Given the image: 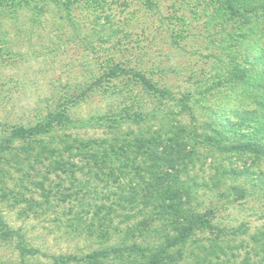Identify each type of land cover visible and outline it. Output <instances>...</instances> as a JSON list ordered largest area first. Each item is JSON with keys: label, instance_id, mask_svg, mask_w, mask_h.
Returning <instances> with one entry per match:
<instances>
[{"label": "rangeland", "instance_id": "obj_1", "mask_svg": "<svg viewBox=\"0 0 264 264\" xmlns=\"http://www.w3.org/2000/svg\"><path fill=\"white\" fill-rule=\"evenodd\" d=\"M13 1L0 0V217L10 233L0 236V264H54L52 255L85 256L103 246L101 238L80 228L79 195L72 196L73 203L59 200L67 196L70 176L54 168L48 147L53 135H105L98 119L118 108L122 97L106 92L107 84L117 83L137 95L138 100H128L127 105L142 110L154 106L151 96L138 94L139 84L125 83L116 73L146 72L171 91L160 104L176 113L180 96L192 93L195 101L202 89L212 100L209 112L195 110L201 123L212 119L229 135L240 130L242 141L264 143V109L250 98L252 92L264 93V55L256 29L246 26L242 16L228 19L220 10L223 1L217 2V9L211 0ZM245 32L247 37L242 36ZM63 108L71 123L58 121L55 111ZM51 117V133H14ZM180 117L186 124L191 121L186 112ZM116 126L135 129L125 122ZM203 155L214 162L226 159L219 152ZM240 156L233 161L242 174L225 179L227 185L220 191L226 193L219 196L215 190L200 194V199L218 207L220 225L230 228L246 222L252 232L264 226V177L253 186L256 178L246 176L243 168L253 164L255 155ZM254 167L264 168V157ZM230 183L242 186L245 198L233 202ZM125 226L116 219L109 244L119 243L117 230ZM242 233L229 235L235 240L223 243L228 255L238 254L229 264H242ZM21 243L37 252H23ZM261 257L259 253L256 260Z\"/></svg>", "mask_w": 264, "mask_h": 264}, {"label": "trees", "instance_id": "obj_2", "mask_svg": "<svg viewBox=\"0 0 264 264\" xmlns=\"http://www.w3.org/2000/svg\"><path fill=\"white\" fill-rule=\"evenodd\" d=\"M8 1L14 4L13 0ZM218 1L211 0L215 9ZM221 1L224 6L220 10L225 11L228 19L242 16L246 26L256 29V41L264 55V0ZM242 36L247 37V32ZM244 69L243 72L249 70ZM114 75L125 83L139 84L141 93L138 94L147 93L156 103L147 110L131 103L127 105L128 100H138L137 95L127 93L117 83L107 84L104 87L106 92L122 97L118 108H110L113 111L98 119L100 126L105 127V135L52 136L49 159L59 173L70 176V184L64 189L66 200L63 197L59 200L73 203L72 196L79 195L81 202L77 206V215L82 224L80 228L101 238L99 243L103 245L85 256L52 255L54 264L73 261L87 264H179L181 260L192 264H229L230 259H237L238 254L228 255L223 243L235 240L229 235L235 237L241 229L242 264H264V226L250 232L251 227L246 222L230 228L220 225V220L216 219L218 207L206 205L203 203L206 199H200L203 197L200 194L208 195L215 190L219 196L226 193L220 191L227 185L225 179L231 178L229 175L238 177L242 174V168L233 161V158L241 160L242 153L250 157L255 155L253 164L245 166L243 171L246 176L256 178L253 186H257L264 177V168L254 166L259 165L264 157V143L242 141L240 130L229 131L230 135L221 131L222 124L211 119L212 111L207 118L211 122L201 123L195 110L209 112L207 103L212 100L205 97L202 89L195 101L192 93L180 96V113H176L160 104L171 91L149 79L146 72L123 71ZM246 86L250 88L249 83ZM250 98H255L253 102L264 109L262 91L252 92ZM65 111L64 108L55 111L58 121L71 123ZM183 112L191 118L187 124L180 117ZM53 122L51 117L35 127H18L14 133L19 136L51 133ZM118 122H125L135 129L123 131L122 127L116 126ZM206 151L219 152L226 159L209 161L203 155ZM228 186L234 195L233 202L247 195V191L236 183ZM116 219L126 226L117 230L119 243L109 244ZM8 234V227L0 217V236L6 238ZM20 245L23 252H37L26 244ZM259 253L262 257L257 261Z\"/></svg>", "mask_w": 264, "mask_h": 264}]
</instances>
